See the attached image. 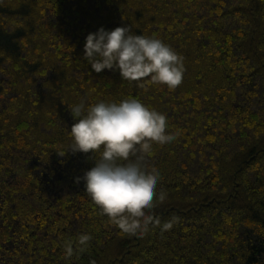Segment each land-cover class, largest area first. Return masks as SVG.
Listing matches in <instances>:
<instances>
[{"label":"trees","instance_id":"trees-1","mask_svg":"<svg viewBox=\"0 0 264 264\" xmlns=\"http://www.w3.org/2000/svg\"><path fill=\"white\" fill-rule=\"evenodd\" d=\"M123 25L180 54V85L91 69L87 34ZM129 98L175 134L146 157L166 197L136 235L77 181L91 151L68 150L69 105ZM0 264H264V0H0Z\"/></svg>","mask_w":264,"mask_h":264},{"label":"clouds","instance_id":"clouds-1","mask_svg":"<svg viewBox=\"0 0 264 264\" xmlns=\"http://www.w3.org/2000/svg\"><path fill=\"white\" fill-rule=\"evenodd\" d=\"M84 57L97 73L118 70L124 80L169 89L181 84L185 72L183 58L169 44L157 36L135 34L128 25L89 32ZM69 108L75 122L68 150L91 151L95 160L77 181H84L91 199L124 233L147 232L158 221L146 210L166 197L158 190L159 170L146 163L153 143L164 145L175 139L168 131L166 114L136 98L92 104L81 100ZM170 227V222L162 225L163 230ZM90 239V234H81L79 246L85 247ZM64 247L65 255L72 256L73 243L68 241Z\"/></svg>","mask_w":264,"mask_h":264}]
</instances>
